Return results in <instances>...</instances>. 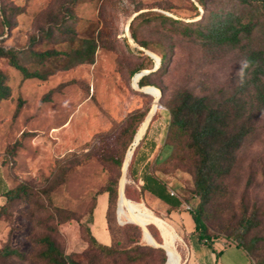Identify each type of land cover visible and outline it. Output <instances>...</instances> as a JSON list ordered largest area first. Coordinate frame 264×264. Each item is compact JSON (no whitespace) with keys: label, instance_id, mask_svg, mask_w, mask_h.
Instances as JSON below:
<instances>
[{"label":"rangeland","instance_id":"obj_1","mask_svg":"<svg viewBox=\"0 0 264 264\" xmlns=\"http://www.w3.org/2000/svg\"><path fill=\"white\" fill-rule=\"evenodd\" d=\"M71 1L0 0L2 45L27 47L30 38L47 27L51 18ZM2 7L8 9L12 27L3 25ZM72 9L78 39L98 38L110 46L97 49L94 64L83 63L69 69L47 64L39 68L46 74L42 81L24 80L6 60H0L10 86L9 98L0 102V174L6 187L28 186V192L13 201L0 217V249L9 244L22 256L8 257L2 263L45 264L38 256L42 247L37 239L50 234L68 254H86L95 264H114L113 259L90 250L86 226L99 191L119 174L110 157L121 156L132 140V130L126 131L130 116L137 111L150 112L154 103V97L133 85L137 74L155 71L156 62L151 70L139 69L143 61L149 65L145 58L148 54L132 38L131 22L147 11L185 21L192 20L195 14L188 0H78ZM139 24L140 19L133 23ZM138 33L139 39L149 41L151 46L164 47L169 60L168 67L152 77L155 84L166 90L149 123L160 140L167 133L170 120L167 104L179 90H193L198 95H209L214 102H222L243 81L244 55L240 49L207 52L194 39L154 25L139 26ZM72 42L45 40L34 49L69 48ZM29 62L33 59L28 58ZM133 70L136 73L131 76ZM253 125L257 131L246 138L242 147L221 158L224 168L217 179L222 189L208 205L207 221L213 236L230 240L224 228L240 219L242 205L249 208V213L257 207L260 224L249 239L260 237L253 261L264 264V111ZM192 170V159L180 164L182 191L187 196L193 187ZM126 189L134 201L155 212L179 236L176 246L183 262L186 245L168 216L144 203L129 175ZM191 204L193 209L197 208L199 199ZM115 221L119 247H131L139 232L130 228V223L121 224L117 212ZM151 230L161 242L160 231L155 226ZM139 243L154 247L144 233ZM162 262V256L154 252L139 264ZM87 263L84 260L82 264ZM115 264L128 263L120 257Z\"/></svg>","mask_w":264,"mask_h":264},{"label":"trees","instance_id":"obj_2","mask_svg":"<svg viewBox=\"0 0 264 264\" xmlns=\"http://www.w3.org/2000/svg\"><path fill=\"white\" fill-rule=\"evenodd\" d=\"M78 0H72L60 9L49 21L44 29L40 30L37 36H32L29 45L18 49L2 45L0 39V60H6L11 68L19 71L24 80L39 79L46 80V74L41 73L40 67L47 64L56 66L61 65L63 69H69L79 64L95 63L96 51L99 47L110 48L107 43L98 38L78 39L72 21L76 16L72 7ZM195 10L192 20L185 21L181 18H173L163 13L147 11L138 14L131 22V36L136 43L147 51L152 52L160 59V65L155 70L141 77L138 81L140 87L154 86L161 91V98L166 90L155 84L152 77L162 68L168 67L169 60L167 51L151 46L149 41L139 39V26L154 25L177 35L194 39L199 42L203 50L207 52H217L222 49H240L244 55L243 81L237 91L222 102H214L209 95H198L193 90H179L168 102L167 107L170 114L169 125L165 136L164 146L168 148V155L156 161L153 165L154 171H160L165 175L178 177L183 181L182 173H179L180 164L193 160V187L188 191V196L183 194L184 201L191 204L195 198L199 199V205L193 209L191 214L195 222V230L200 241H207L209 245L219 236L210 233L207 218V210L214 195L221 192V183L217 179V174L223 170L221 158L237 152L245 142L246 138L257 131L253 123L264 111V0H188ZM195 3H198L196 6ZM3 15L2 23L5 27H12L5 7L1 8ZM169 10V9H167ZM140 19L139 26L133 23ZM71 41V47L50 48L44 51L34 49L41 45L43 41ZM146 56V55H145ZM32 58L33 62L27 63V59ZM149 65L142 62L140 70H151L155 66V60L151 56H146ZM28 64V65H27ZM138 70V69H136ZM131 72V76L136 73ZM139 71V70H138ZM9 77L6 71L0 68V102L7 100L10 96ZM19 108V107H18ZM19 112L17 109L16 114ZM149 109L133 113L129 120L130 126L126 131L132 130L133 143L136 131L147 117ZM146 135L136 147L133 158L130 162L128 175L137 185L139 197L142 199L144 191H150L164 197L166 185L143 172L142 185L138 186L136 164L138 151ZM19 146V143L18 145ZM127 146L121 156L112 155L111 163L119 172L114 178L110 179L106 187L99 191L96 202L90 213V219L86 226V234L91 248L99 252L103 258H111L114 264L122 259L128 264H139L150 254L156 252L162 256V263L167 260L166 252L162 248L141 245L140 238L143 234L142 229L129 224V227L139 232L138 240L132 241L131 247H119V242L115 239V234L119 229L115 225V212L119 199V180L122 173L123 162L129 149ZM28 192V186L19 185L16 188L7 190L4 196V203L0 206V217L6 212L10 204ZM104 193L108 194V206L106 211L107 228L111 242L109 245L100 243L92 233L91 226L94 223V211L97 206L98 197ZM126 196L133 200L125 190ZM134 201V200H133ZM138 202V201H135ZM179 202L172 207L176 208ZM258 209L253 208L249 213V208L243 204L240 219L237 222L231 221L224 231L229 233L230 240H225L227 244H236L244 249L253 261L254 253L258 250L257 244L261 241L260 237L249 239L253 230L259 227ZM157 240V237L151 232ZM234 240V241H231ZM131 241V240H130ZM158 241V240H157ZM159 242V241H158ZM162 242V241H161ZM159 242V243H161ZM37 243L42 247L39 258L45 264H82L87 260L91 262L86 254L66 253L50 234H44L37 239ZM22 253L11 245H5L0 249V264L8 257H21Z\"/></svg>","mask_w":264,"mask_h":264},{"label":"crops","instance_id":"obj_3","mask_svg":"<svg viewBox=\"0 0 264 264\" xmlns=\"http://www.w3.org/2000/svg\"><path fill=\"white\" fill-rule=\"evenodd\" d=\"M152 131L149 125V129L145 133L146 137L138 151L136 164L139 178L138 186L143 184L141 180L143 172H148L152 176L150 178H155L166 185L167 189L163 194L164 197L147 190L143 192L142 200L153 209L168 216L172 225L179 231L181 239L186 245L182 264H251L249 254L236 244H227L225 240L221 239L214 240L212 245H209L207 241H200L195 230L191 209H188V207L191 208L192 204L184 201L183 181L178 177L153 170L154 163L164 159L169 151L164 146L166 133L160 140L156 137L158 132ZM3 179L4 177L0 174V206L4 203L3 194L12 189L6 187ZM172 192L174 195H172ZM177 202H179L177 207H172ZM107 206L108 194L104 193L98 197L94 211V223L91 226L93 235L100 243L105 245H109L111 242L106 222Z\"/></svg>","mask_w":264,"mask_h":264},{"label":"bare ground","instance_id":"obj_4","mask_svg":"<svg viewBox=\"0 0 264 264\" xmlns=\"http://www.w3.org/2000/svg\"><path fill=\"white\" fill-rule=\"evenodd\" d=\"M149 54H153L150 51H147ZM156 58H158L156 56ZM158 68V63H156V69ZM141 74L145 73H139L135 76L133 79V85L137 90H140L152 97H154V103L152 106V109L150 111V114L145 118L144 122L139 127L133 143L131 144L130 148L128 149L125 160L123 162L122 167V178L120 180L121 184V198L119 200V211H118V220L121 224H135L139 226L144 236L146 237V240L149 244L153 246L161 245L166 252L167 260L165 264H182V256L177 250L176 242H177V234L172 230L171 226L162 218L154 214L151 210H149L145 205L142 203L135 202L131 199H129L125 194V183L127 181L128 176V169L130 168V162L133 158L134 148L140 143L141 138L144 136L146 130L149 127V123L151 118L153 117L156 110H158L157 102L161 98V91L154 86H145L140 87L137 84V80L142 76ZM153 119V118H152ZM152 121V120H151ZM127 186V184H126ZM118 207V206H117ZM149 226H155L161 234L162 242L159 243L150 233ZM182 240V239H181Z\"/></svg>","mask_w":264,"mask_h":264},{"label":"water","instance_id":"obj_5","mask_svg":"<svg viewBox=\"0 0 264 264\" xmlns=\"http://www.w3.org/2000/svg\"><path fill=\"white\" fill-rule=\"evenodd\" d=\"M147 54L149 55V56H151L155 61H156V63H158V66L160 65V59L159 58H156V56H154V55H152V54H149L148 52H147ZM156 68V67H155ZM143 76V75H142ZM141 76V77H142ZM141 77L137 80V84H138V81L141 79ZM159 101V100H158ZM157 105H158V102H157ZM149 114H150V112H149ZM148 114V115H149ZM148 128V127H147ZM146 133V132H145ZM145 135V134H144ZM143 138V137H142ZM142 138H141V140H142ZM138 144H139V142H138ZM138 144L136 145V147L138 146ZM135 147V148H136ZM135 148H134V150H135ZM120 184H121V182H120ZM120 198H121V186L119 185V199H118V204H117V217H118V211H119V200H120ZM154 247H157V248H162V249H164L161 245H158V246H154ZM165 250V249H164Z\"/></svg>","mask_w":264,"mask_h":264},{"label":"built area","instance_id":"obj_6","mask_svg":"<svg viewBox=\"0 0 264 264\" xmlns=\"http://www.w3.org/2000/svg\"><path fill=\"white\" fill-rule=\"evenodd\" d=\"M172 195H174V193L172 192ZM188 209H191L190 207H188Z\"/></svg>","mask_w":264,"mask_h":264}]
</instances>
